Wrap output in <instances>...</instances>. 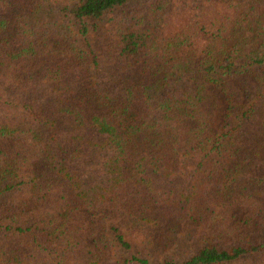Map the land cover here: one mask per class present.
I'll return each instance as SVG.
<instances>
[{
  "label": "trees",
  "instance_id": "1",
  "mask_svg": "<svg viewBox=\"0 0 264 264\" xmlns=\"http://www.w3.org/2000/svg\"><path fill=\"white\" fill-rule=\"evenodd\" d=\"M188 1L0 0V264H264V22L189 51Z\"/></svg>",
  "mask_w": 264,
  "mask_h": 264
},
{
  "label": "rangeland",
  "instance_id": "2",
  "mask_svg": "<svg viewBox=\"0 0 264 264\" xmlns=\"http://www.w3.org/2000/svg\"><path fill=\"white\" fill-rule=\"evenodd\" d=\"M246 1L247 0H214V2L210 3L204 2L202 4L203 7L199 10L196 9V5H190L185 8V11H182L178 14H172V16H170L171 26L168 27L171 32H176L180 36H189L197 34V30H199L200 27L204 24V31L206 32L207 38L204 37L202 34L197 35L195 40L196 45L193 46V48L186 49L193 52L201 51L199 50L201 47H204V49L208 51L211 48H217L225 43L227 47H231L233 44L237 46L243 45L248 36L251 37V35H254L255 33H257L258 30H261L263 28L260 26V24L264 22V7L259 9V15L257 16V18L254 19L253 23L251 24H243L241 26H236L233 24L231 18H225L224 16L227 15L231 17L232 13L247 4ZM177 3L178 7H180L179 5L181 4V2ZM186 3L189 4L190 2L186 0ZM175 9L176 8H173L172 13L175 11ZM127 13L130 14L131 12L127 11ZM210 14L214 15L210 16ZM132 15L135 16L136 13L134 12ZM136 23L139 24L137 21ZM147 24L148 20H146L143 24L144 27H147ZM244 26H246V28H242ZM183 38H187L189 41H191V39L188 37ZM259 43H261V41L257 40L256 42L247 45L245 48H242V50H247V53L251 51L256 52L255 46ZM172 46L173 48L171 50L169 49L167 50V52L165 51L166 53L161 50L159 51V54L162 57H167L168 55H174L171 53L183 51V47H181V45ZM197 47L200 48L197 49ZM106 51L107 48H105V50L101 52L102 56H104L103 54ZM193 59L196 60V58ZM7 72L8 67L5 66L3 72L0 73L1 85L11 82L9 73L5 77V73ZM2 108L3 105L1 104L0 98V110ZM43 132L45 137L49 138L51 136L50 131ZM244 262L247 263L248 261L246 260Z\"/></svg>",
  "mask_w": 264,
  "mask_h": 264
}]
</instances>
